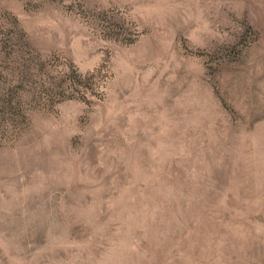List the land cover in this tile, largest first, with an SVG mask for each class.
Returning <instances> with one entry per match:
<instances>
[{
    "label": "rangeland",
    "instance_id": "rangeland-1",
    "mask_svg": "<svg viewBox=\"0 0 264 264\" xmlns=\"http://www.w3.org/2000/svg\"><path fill=\"white\" fill-rule=\"evenodd\" d=\"M0 264H264V0H0Z\"/></svg>",
    "mask_w": 264,
    "mask_h": 264
}]
</instances>
